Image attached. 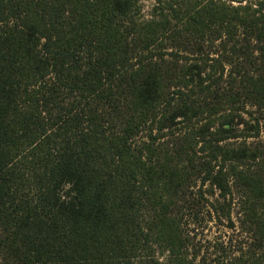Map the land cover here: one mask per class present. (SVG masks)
I'll return each mask as SVG.
<instances>
[{
    "label": "trees",
    "instance_id": "trees-1",
    "mask_svg": "<svg viewBox=\"0 0 264 264\" xmlns=\"http://www.w3.org/2000/svg\"><path fill=\"white\" fill-rule=\"evenodd\" d=\"M153 1L0 0V264H264V0Z\"/></svg>",
    "mask_w": 264,
    "mask_h": 264
},
{
    "label": "rangeland",
    "instance_id": "rangeland-1",
    "mask_svg": "<svg viewBox=\"0 0 264 264\" xmlns=\"http://www.w3.org/2000/svg\"><path fill=\"white\" fill-rule=\"evenodd\" d=\"M140 4L142 5L141 18L147 19L149 17L150 12L152 11V7L154 5L153 0H140ZM205 236L208 240H210L213 236L225 233L226 236L230 234V230L221 227V229L216 228L214 223L209 224V228L205 229ZM204 244V243H203Z\"/></svg>",
    "mask_w": 264,
    "mask_h": 264
}]
</instances>
